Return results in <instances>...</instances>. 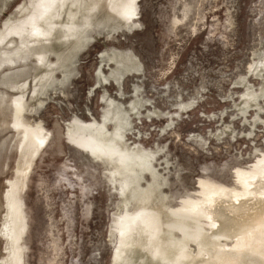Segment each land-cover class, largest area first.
<instances>
[{
  "label": "rangeland",
  "instance_id": "374dc122",
  "mask_svg": "<svg viewBox=\"0 0 264 264\" xmlns=\"http://www.w3.org/2000/svg\"><path fill=\"white\" fill-rule=\"evenodd\" d=\"M254 189L264 0H0V264L208 260Z\"/></svg>",
  "mask_w": 264,
  "mask_h": 264
},
{
  "label": "bare ground",
  "instance_id": "6f19581e",
  "mask_svg": "<svg viewBox=\"0 0 264 264\" xmlns=\"http://www.w3.org/2000/svg\"><path fill=\"white\" fill-rule=\"evenodd\" d=\"M133 13L134 12H132V15ZM33 25L35 26L34 28V30L36 31L35 35L36 36L39 35V38L44 40L46 38L45 35H47V33L50 32V30L47 28V25L44 23H40L38 21H34ZM35 35L34 37H36ZM18 100L19 99H17L16 102L14 103V107H15L14 115L16 118L18 111ZM43 143L44 141H41L38 138L37 145L39 146L37 147L33 146L24 161V168L21 176V189L18 194L17 205L12 213L14 230L17 235V238L22 236L24 229L23 228L24 219H25V214L23 211H21V207H20L21 200L23 199L21 196L26 188V182L28 180V175L33 160H35L34 158L39 152L38 147L42 146ZM109 164L112 165L111 163ZM251 193H252L251 196H248L247 199H244L241 205L231 204L228 207L229 208L228 212L229 213L233 212V214L229 217V220L230 221L234 220L235 222L238 223V225L230 224L228 227L226 226L227 225L226 219L218 217V220L221 224L219 234H222V231L223 232L226 231V234L228 233L233 238L232 249L228 250L227 248H225V246L220 244L219 241L211 239L210 246L208 245L210 248V259L208 260L200 259L202 260L200 262L198 261L199 259L196 261V259L192 258L193 262L196 261V263L194 264H264V190L255 191L254 189ZM132 238L135 239L134 236H132ZM22 246L23 245L20 244V247ZM141 246L142 248H146L147 247L146 242L141 241ZM161 254L164 257V260H166L167 256L169 255V253L167 251L164 252V250H161ZM23 257H24V250L20 251L19 261L21 264H24L25 258Z\"/></svg>",
  "mask_w": 264,
  "mask_h": 264
}]
</instances>
